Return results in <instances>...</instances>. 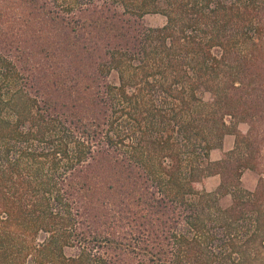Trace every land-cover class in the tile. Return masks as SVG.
Masks as SVG:
<instances>
[{"label":"trees","instance_id":"16d2710c","mask_svg":"<svg viewBox=\"0 0 264 264\" xmlns=\"http://www.w3.org/2000/svg\"><path fill=\"white\" fill-rule=\"evenodd\" d=\"M262 106L264 0H0V264H264Z\"/></svg>","mask_w":264,"mask_h":264},{"label":"rangeland","instance_id":"374dc122","mask_svg":"<svg viewBox=\"0 0 264 264\" xmlns=\"http://www.w3.org/2000/svg\"><path fill=\"white\" fill-rule=\"evenodd\" d=\"M145 22L150 27L158 28V27H163L165 25L166 18L160 14L147 15L145 17ZM205 100L211 101V94L206 93L205 94ZM261 109H262L261 118L257 122L254 123L255 130L253 129L252 135L250 137L251 142H252V146H251L250 151L253 153V156L255 157L254 164L256 163L255 165L257 166V170H247V171H245V173L242 175V178H241V188L246 189V190L251 191V192L255 191L257 188H263L264 189V106H262ZM252 125L253 124L250 125L247 122H243V123H240L238 125V129L240 131H242L243 133L248 134L251 130ZM230 136L231 137H229V138H231L230 139L231 142L232 141L234 142V144H233V148H234L235 142H236V136L235 135H230ZM226 137H225V140H226ZM225 140H224V142H225ZM223 150H224V145H223ZM220 151H222V150H217V155H216L217 157H213L214 159L218 158V152H220ZM226 152H228V151H226ZM222 158H223V155H222ZM215 181H218V183L220 184L221 177L219 175H217L215 177V179L211 178L209 181L210 184L208 183L209 184L208 190H209V188H211V184H213V182H215ZM206 182H204L202 184V188H204L205 190H207V187H205Z\"/></svg>","mask_w":264,"mask_h":264},{"label":"crops","instance_id":"0c3cea01","mask_svg":"<svg viewBox=\"0 0 264 264\" xmlns=\"http://www.w3.org/2000/svg\"><path fill=\"white\" fill-rule=\"evenodd\" d=\"M229 137H231L230 135H228L227 137H226V140H225V142H224V150L222 149V151H220V152H218V158H213V157H217L216 155H217V150H214L212 153H211V159H212V161H219L221 158H222V155L226 152V151H230V150H232L233 149V144H234V142L232 141L231 142V138H229ZM222 152V153H221ZM215 177L216 176H213V177H210V178H207L206 180H205V182H206V186L205 187H207V190H208V186H209V181H210V179L212 178H214L215 179ZM209 183V184H208ZM218 186H219V183H218V181H215V182H213V184H211V188H209V190L208 191H213V190H215L216 188H218Z\"/></svg>","mask_w":264,"mask_h":264}]
</instances>
